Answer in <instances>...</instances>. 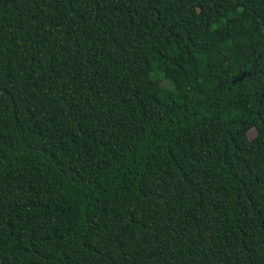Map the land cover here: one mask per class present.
Here are the masks:
<instances>
[{
    "label": "trees",
    "instance_id": "trees-1",
    "mask_svg": "<svg viewBox=\"0 0 264 264\" xmlns=\"http://www.w3.org/2000/svg\"><path fill=\"white\" fill-rule=\"evenodd\" d=\"M0 264H264V0H0Z\"/></svg>",
    "mask_w": 264,
    "mask_h": 264
},
{
    "label": "rangeland",
    "instance_id": "rangeland-1",
    "mask_svg": "<svg viewBox=\"0 0 264 264\" xmlns=\"http://www.w3.org/2000/svg\"><path fill=\"white\" fill-rule=\"evenodd\" d=\"M166 81H167V79H166ZM162 84L166 86V83H165L164 81H162ZM254 132H255V131H254L253 129H249V130H247V132H246V137H247L248 139L252 138V137L254 136Z\"/></svg>",
    "mask_w": 264,
    "mask_h": 264
}]
</instances>
